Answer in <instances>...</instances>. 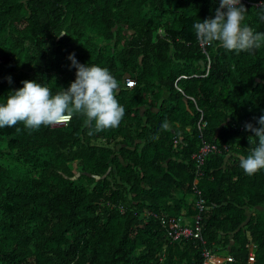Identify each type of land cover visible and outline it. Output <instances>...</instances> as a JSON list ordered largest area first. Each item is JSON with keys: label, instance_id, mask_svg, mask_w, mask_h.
Returning <instances> with one entry per match:
<instances>
[{"label": "trees", "instance_id": "16d2710c", "mask_svg": "<svg viewBox=\"0 0 264 264\" xmlns=\"http://www.w3.org/2000/svg\"><path fill=\"white\" fill-rule=\"evenodd\" d=\"M241 3L245 23L264 33V0ZM218 7L0 0V104L26 80L67 90L74 53L109 69L125 109L118 127L100 132L82 115L38 130L0 128V264H203V248L223 264H264V170L239 166L256 146L244 126L261 127L264 115V42L203 51L194 24ZM202 141L220 151L197 173L191 155ZM197 197L201 239H173L170 220L191 225Z\"/></svg>", "mask_w": 264, "mask_h": 264}, {"label": "clouds", "instance_id": "9594fccd", "mask_svg": "<svg viewBox=\"0 0 264 264\" xmlns=\"http://www.w3.org/2000/svg\"><path fill=\"white\" fill-rule=\"evenodd\" d=\"M247 13L241 0H219L215 18L194 24L197 39L206 46L219 43L228 51L260 48L264 33L254 31L245 23ZM64 35L67 34L60 36ZM68 59L76 69V79L70 87L53 94L47 85L22 81L23 87L9 93L6 102L0 104V128L23 123L27 129L38 130L41 126L66 124L74 115L84 116L87 126L94 125V132L119 126L125 109L116 98L120 88L117 79L108 68L78 63L74 53ZM8 81L11 83V77ZM257 123L261 127L256 128L250 123L244 126L246 131L254 134L248 138L249 144L256 145L246 157H240L239 166L247 175L264 170V115ZM163 127L167 128V123ZM92 134L93 130H90L89 135Z\"/></svg>", "mask_w": 264, "mask_h": 264}, {"label": "built area", "instance_id": "2783aa9c", "mask_svg": "<svg viewBox=\"0 0 264 264\" xmlns=\"http://www.w3.org/2000/svg\"><path fill=\"white\" fill-rule=\"evenodd\" d=\"M199 45L201 46L202 50L204 51V47L206 45H203L199 42ZM208 67L209 65H206L205 67V72L203 74L206 75L208 72ZM183 78L185 77L184 75L179 76L178 78ZM177 78V79H178ZM135 80L129 76H126L123 81V85L127 88H130L134 86ZM63 125V124H61ZM61 125H56V126H61ZM205 122L199 121L197 126L198 128L200 126H204ZM56 126H50V127H56ZM175 141V139H174ZM223 149H227V146L223 145ZM220 149L215 143H209L202 141L201 145L199 146L197 152L193 153L191 155V158L194 160L195 165L197 167V173L200 171V167L203 164L205 156H207L208 153H213V152H219ZM198 193V192H197ZM194 207L197 209V213L193 217V222L191 225L189 224H182L180 225L178 221L180 219L170 220V228H171V237L173 239L177 238H194V239H201L200 233H199V221H200V212L204 208V203L203 199L201 197H197V199L194 202ZM164 222V221H162ZM201 255L203 257V264H223L224 258L220 259L218 258L216 254L211 253L208 251L206 248H203L201 251Z\"/></svg>", "mask_w": 264, "mask_h": 264}, {"label": "crops", "instance_id": "0c3cea01", "mask_svg": "<svg viewBox=\"0 0 264 264\" xmlns=\"http://www.w3.org/2000/svg\"><path fill=\"white\" fill-rule=\"evenodd\" d=\"M218 258L223 259L222 257H218Z\"/></svg>", "mask_w": 264, "mask_h": 264}]
</instances>
